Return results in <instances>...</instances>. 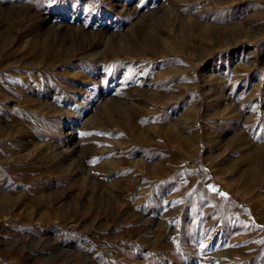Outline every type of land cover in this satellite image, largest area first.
<instances>
[{
    "label": "rangeland",
    "instance_id": "rangeland-1",
    "mask_svg": "<svg viewBox=\"0 0 264 264\" xmlns=\"http://www.w3.org/2000/svg\"><path fill=\"white\" fill-rule=\"evenodd\" d=\"M0 264H264V0H0Z\"/></svg>",
    "mask_w": 264,
    "mask_h": 264
}]
</instances>
